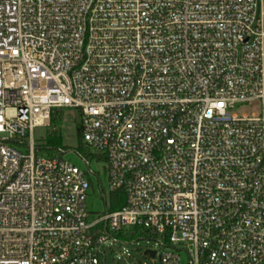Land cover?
Masks as SVG:
<instances>
[{"label": "built area", "instance_id": "2783aa9c", "mask_svg": "<svg viewBox=\"0 0 264 264\" xmlns=\"http://www.w3.org/2000/svg\"><path fill=\"white\" fill-rule=\"evenodd\" d=\"M55 109L80 113L88 172L37 155ZM92 162L126 202L90 222ZM144 235L160 264H264V0H0V264Z\"/></svg>", "mask_w": 264, "mask_h": 264}, {"label": "rangeland", "instance_id": "374dc122", "mask_svg": "<svg viewBox=\"0 0 264 264\" xmlns=\"http://www.w3.org/2000/svg\"><path fill=\"white\" fill-rule=\"evenodd\" d=\"M232 113L240 116L261 114L262 104L256 101L251 104L240 105ZM79 115L78 111L65 110L64 121L61 125L65 146L63 148L67 151L65 155L66 161L79 168L82 172H88L86 164L77 154L78 152L85 157L88 154L86 147L85 149L80 148L78 130L81 125ZM50 132V128H38L35 130L34 143L38 156H43L39 149L46 145ZM23 152L27 153V150L23 149ZM91 169L98 174V177L89 178L91 188L88 192L85 208L90 222L105 214L107 208L104 198H107L108 205L110 202L109 177L106 163L92 162ZM98 178H100V181ZM148 250L159 251L160 253L164 252L155 241L149 239L136 240L133 243L127 244H109L108 246H104L100 254V262L101 264H160L159 258L152 259L149 256H145L144 253ZM182 260V264H185L187 256L182 255Z\"/></svg>", "mask_w": 264, "mask_h": 264}, {"label": "trees", "instance_id": "16d2710c", "mask_svg": "<svg viewBox=\"0 0 264 264\" xmlns=\"http://www.w3.org/2000/svg\"><path fill=\"white\" fill-rule=\"evenodd\" d=\"M65 110L55 109L51 114L50 129L51 132L47 138L46 145L43 148H40L39 151L43 156L53 157L56 155V152L59 148H63L64 142L62 137L61 125L64 121ZM80 114V113H79ZM80 116V115H79ZM78 137L80 140V148L85 149V145L82 139L81 127L78 130ZM99 160H106L104 157H99ZM126 202L125 192L123 190L114 192L110 194V210L119 211L121 210ZM148 239L147 235H144Z\"/></svg>", "mask_w": 264, "mask_h": 264}, {"label": "water", "instance_id": "95a60500", "mask_svg": "<svg viewBox=\"0 0 264 264\" xmlns=\"http://www.w3.org/2000/svg\"><path fill=\"white\" fill-rule=\"evenodd\" d=\"M145 256H150L152 258H155L156 256V253L155 252H152V251H145Z\"/></svg>", "mask_w": 264, "mask_h": 264}]
</instances>
